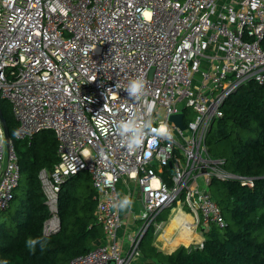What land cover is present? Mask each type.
<instances>
[{"label":"built area","instance_id":"obj_1","mask_svg":"<svg viewBox=\"0 0 264 264\" xmlns=\"http://www.w3.org/2000/svg\"><path fill=\"white\" fill-rule=\"evenodd\" d=\"M263 40L264 0H0V100L9 102L18 123L14 137L51 131L57 141V163L38 175L50 213L43 233L60 228L66 179L86 172L96 192L94 217L108 242L68 264H139L141 239L174 206L187 210L193 228L225 226L211 182L253 181L211 158L206 137L240 86L264 87ZM140 75L146 95L137 101L124 86ZM148 104L154 105L150 116ZM126 109L153 127L166 124L173 138L150 143L149 135L130 153L112 131L113 122L130 114ZM177 114L184 130L169 121ZM166 166L172 173L165 181ZM105 173L114 178L110 185ZM124 177L138 186L142 203L140 228L125 250L117 235L120 213L111 206ZM20 178L0 122V214Z\"/></svg>","mask_w":264,"mask_h":264},{"label":"trees","instance_id":"obj_2","mask_svg":"<svg viewBox=\"0 0 264 264\" xmlns=\"http://www.w3.org/2000/svg\"><path fill=\"white\" fill-rule=\"evenodd\" d=\"M220 110L222 117L214 120L206 137L208 154L222 159L226 171L251 178L253 186L238 180H213L211 195L221 209L225 226L201 229L202 245H180L170 254L153 245L151 226L140 242L141 264H264V87L254 82L240 86ZM0 111L25 181V194L17 195V188L9 207L0 214V264H68L103 237L94 217L97 201L90 177L79 172L61 184L60 228L45 235L43 226L50 213L38 175L58 161L55 135L43 131L30 139H15L18 123L7 100H0ZM171 173L172 168L166 166L161 176L166 181ZM170 210L166 209L157 221L166 222ZM30 238L46 241L43 250L39 244L35 250L30 249L26 243Z\"/></svg>","mask_w":264,"mask_h":264},{"label":"clouds","instance_id":"obj_3","mask_svg":"<svg viewBox=\"0 0 264 264\" xmlns=\"http://www.w3.org/2000/svg\"><path fill=\"white\" fill-rule=\"evenodd\" d=\"M145 17H148L150 14L145 13ZM146 80L142 75L132 78L128 81L127 85L124 86V90L128 93V96L131 99L139 101L142 97L146 95ZM120 85L117 84L116 88H119ZM106 107L104 105L103 109ZM127 111H130L126 109ZM154 110L153 104H148L146 112L147 115L150 116L152 111ZM99 119L102 121L103 117L97 115ZM112 131L120 138L121 142L127 148L130 153L136 152L143 144L145 139L151 135L150 143H156L157 138L164 137L171 140L172 133L169 130L166 124H161L159 127H153L152 121L150 119H146L145 115L132 112L127 116V118L120 119L119 121L113 122ZM101 155H104L103 153ZM105 179L103 183L105 185H110L113 182V177L107 175L106 173ZM133 201L127 195L119 196L117 195L112 202V207L117 211H126L131 208ZM27 246L35 250V247L39 244L41 249L45 247L46 241L37 239H29L27 242ZM7 264V261L4 262Z\"/></svg>","mask_w":264,"mask_h":264},{"label":"crops","instance_id":"obj_4","mask_svg":"<svg viewBox=\"0 0 264 264\" xmlns=\"http://www.w3.org/2000/svg\"><path fill=\"white\" fill-rule=\"evenodd\" d=\"M116 190L119 196L127 195L131 198L133 201V204L130 209L126 211H119L120 213V227L118 228V241L122 245L123 250L127 249L128 245V237L131 235H134L140 228L141 222L139 220V215L142 211V203L141 198L139 195V188L138 186L129 178L124 177L122 178L117 184H116ZM183 210V209H182ZM182 210H180L182 212ZM185 210V209H184ZM183 215L187 217V219L190 220V218L193 220L191 215L187 212L183 211ZM171 221H158L160 223V228H153L155 233V239L153 242V245L162 253L164 254H170L172 253L177 247H179L182 244H179L177 246H171L170 241L174 240L175 238L179 237V235L182 234V227L179 223H176L175 226L172 228L170 234L166 238H162L161 234L163 230L169 225ZM134 224H136V230L133 228ZM102 228V227H101ZM196 228L193 230L192 234V240L190 243L186 246L193 245L195 243H198L199 245L203 242V237L198 232H195ZM103 231V230H102ZM107 240L103 234L102 239L93 245V248L98 245H104L107 244ZM184 246V245H183ZM91 248V249H93ZM139 259L137 260L139 264L143 261L141 251H140V245H139Z\"/></svg>","mask_w":264,"mask_h":264},{"label":"bare ground","instance_id":"obj_5","mask_svg":"<svg viewBox=\"0 0 264 264\" xmlns=\"http://www.w3.org/2000/svg\"><path fill=\"white\" fill-rule=\"evenodd\" d=\"M171 222L169 223V225L163 230L161 236L162 238H166L172 228L175 226L176 223H179L181 225V227L183 228L182 229V234L179 235V237L175 238L174 240H171L170 243H171V246H177L181 243L183 244H186V243H189L191 241V239H189L191 237V230H192V227H191V221L189 219H187V217H185L183 215V212H181L179 209H178V213L175 217H172V219L170 220ZM189 236V238H188Z\"/></svg>","mask_w":264,"mask_h":264},{"label":"rangeland","instance_id":"obj_6","mask_svg":"<svg viewBox=\"0 0 264 264\" xmlns=\"http://www.w3.org/2000/svg\"><path fill=\"white\" fill-rule=\"evenodd\" d=\"M227 2H228V0H227ZM24 183H25V181H24V175L21 173V178H20V182H19V187H18V189H17V191H16V194L17 195H19V196H22L23 194H25V191H24ZM183 206H174V208H172L171 210H170V213H169V215H168V222L172 219V217H175L176 215H177V213H178V209L179 210H182L183 208H182ZM186 212L184 209L182 210V212ZM166 212V211H165ZM164 212V213H165ZM0 220H1V217H0ZM190 221H191V227H192V230H191V232H192V234H193V230H194V228H193V226H192V219L190 218ZM133 228L136 230V224H134V226H133ZM195 232H198L200 235H201V228H196V230H195ZM192 234H191V237L189 238V236H188V238L189 239H191L192 240ZM190 243V242H189ZM189 243H186V244H183V243H181L182 245H184V246H186V245H188ZM202 244V243H201ZM192 245V244H191ZM193 245H199L198 243H195V244H193ZM190 246V245H189ZM187 247V246H186Z\"/></svg>","mask_w":264,"mask_h":264},{"label":"water","instance_id":"obj_7","mask_svg":"<svg viewBox=\"0 0 264 264\" xmlns=\"http://www.w3.org/2000/svg\"><path fill=\"white\" fill-rule=\"evenodd\" d=\"M169 121L172 122L180 130L185 129V125L183 123V114L172 115L169 117ZM0 122H1V125L3 128L6 145L8 146V144L10 142V135H9L8 128L6 125V121H5L1 111H0ZM110 264H112V263H110Z\"/></svg>","mask_w":264,"mask_h":264}]
</instances>
